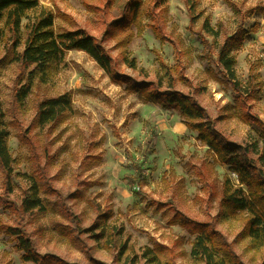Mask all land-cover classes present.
<instances>
[{"label":"rangeland","instance_id":"1","mask_svg":"<svg viewBox=\"0 0 264 264\" xmlns=\"http://www.w3.org/2000/svg\"><path fill=\"white\" fill-rule=\"evenodd\" d=\"M85 1L103 5L105 0H40L41 4L55 15L57 32L82 28L100 38L108 29L111 17L118 9L108 12L105 19L101 13L89 9ZM148 2V0H144ZM193 10L187 0H166L162 6V23L168 37L179 46L180 58L185 64V75L194 87H202L198 99L208 109L211 117L227 115L218 122V127L230 139L241 142L257 133L253 125L245 122L232 106L235 104L233 89L219 79H214L211 70L217 71L214 63L204 56L201 38L213 40L204 30V23L217 32L216 40L222 42L240 27L246 29L242 44L233 54L236 58V74L246 83L251 71L256 74L259 92L250 101L252 113L264 120V0H192ZM231 2L237 4L234 7ZM239 9V10H238ZM194 11V12H192ZM143 20L147 21L146 15ZM111 23V22H110ZM208 29V28H207ZM134 37L127 46V55L136 59L137 67H131L121 58L122 49L111 35L107 47L121 58L123 72L139 79H160L165 70L161 60L168 65L177 64V52L172 42L161 41L150 27L139 33L132 25ZM23 49V46L20 47ZM5 55L0 46V56ZM7 58L0 67V103L4 111L11 107L13 88L18 73V63ZM49 95L70 91L73 111L67 121L57 129L34 128L31 134L38 142V152L45 155L52 174H57V186L68 194L80 188L84 196L72 200L74 209L83 216V226H89L98 212L92 200L112 207L114 215L111 226L123 233L121 242L130 238L129 249L118 260L116 251L96 245L94 257L107 264H153L142 256L146 247L159 250L165 244L174 248L178 264H201L192 255L196 234L179 223H171L173 208L190 216L206 217V200H210L216 226L229 240L237 238L243 228V220L226 219L220 214L221 187L230 176L238 182L237 174L219 162L216 155L199 138L198 132L189 129L181 115L147 101L144 96L127 88L126 84L114 81L105 69L86 51L68 50L60 62L59 72L50 83ZM178 86L187 92L190 87L182 82ZM226 107V108H225ZM233 113V114H232ZM36 114V103L30 97L19 117L27 128ZM7 121L12 117L7 115ZM10 128L9 146L15 157L13 190L5 192L0 176V220L13 222L9 202H20L23 189L28 186L25 176L32 168L30 152L18 136V127ZM44 163V162H43ZM208 178L202 180L201 174ZM86 181L87 183H82ZM82 183V184H80ZM211 186L210 190L207 189ZM209 195H211L209 197ZM54 213L45 214L33 226L43 225L47 231L39 236L40 249L65 258L70 263L91 264L89 253L78 250L53 231ZM63 222L68 223L67 220ZM53 231V232H52ZM53 233V234H52ZM85 238L87 236H84ZM88 245L95 243L87 240ZM248 242V240H246ZM237 246L244 264H261L263 252L247 251V243ZM16 242L0 231V264H31L22 259ZM167 254L161 256L166 264Z\"/></svg>","mask_w":264,"mask_h":264},{"label":"trees","instance_id":"2","mask_svg":"<svg viewBox=\"0 0 264 264\" xmlns=\"http://www.w3.org/2000/svg\"><path fill=\"white\" fill-rule=\"evenodd\" d=\"M165 2L166 0H105L103 5H94L85 1L87 7L100 12L103 19L110 10L111 13L114 9L119 10L117 16L111 17V23H107L108 29L104 35L98 38L82 28L57 32L54 12L42 5L40 0H0V46L3 45L5 49V55L0 56V67L12 55L11 60L18 63L19 70L10 109L4 111L0 103V176L5 192L13 190L15 157L9 146V127L13 124L18 127L19 139L28 148L29 159L32 161V168L25 175L28 186L23 189L20 202L8 201L14 220L10 223L0 220V231L16 242L15 246L22 252L25 262L77 264L70 263L55 253L41 251L38 238L47 228L43 225L32 227V224L39 221L41 216L50 213L58 216L53 220V231L78 250L86 253L92 251L86 256L91 264H107L93 256L96 245L116 252L118 250L115 253L118 260L129 249L130 238L121 242L119 237L123 230H117L109 223L114 215L112 207H102V204L92 200L98 214L89 226L82 225L83 216L74 209L71 201L82 198L84 191L76 188L71 193H63L57 186L58 175L51 172V157L44 161L48 156L49 144L44 141L45 155H40L38 142L34 139L38 133L31 134L34 128L49 133L71 115L72 93L66 91L59 95H49V90L53 77L59 72L65 52L77 49L90 54L114 81L126 84L129 90L144 96L147 101L177 111L186 126L198 132V138L210 148L217 160L228 165L237 174L238 182L226 175L221 187L220 201V214L224 220H243V228L234 240H229L216 226L217 217L212 215L209 198L205 199L207 216L204 218L190 216L177 208L171 209H176L170 218L171 223H179L190 233L196 234L193 257L201 264H244L237 246L248 240L246 250L263 252L261 264H264V120L252 113L250 104L260 89L258 91L255 84L256 74L253 70L246 83L237 77L236 58L233 54L234 49L242 44L247 31L240 27L233 35L218 42L217 32L205 22L203 28L207 34L212 35L213 40L201 38L205 58L217 68L216 72L208 68L212 71L211 75L233 89L234 112L237 110L240 117L257 131L238 142L230 139L218 127V122L227 115L221 113L220 116L212 118L198 99V94L203 91L202 87L193 88L192 81L185 75L186 67L182 57H179L183 51L168 37L165 24L162 23L161 10ZM187 2L194 5L192 0ZM231 3L238 8L236 3ZM192 5L190 4L191 10ZM144 15L147 21L143 20ZM132 25H137L139 33L150 27L161 41L169 40L173 43L177 52V64L172 66L161 60L160 65L165 73L160 79H139L122 71L121 58L131 67H137L136 59L127 55V46L134 37ZM110 35L122 49L121 58L114 55L106 45ZM21 46L23 49H20ZM179 82L188 85L190 89L185 92L178 86ZM30 97L36 103V114L28 127L23 128L19 117L22 116ZM7 115L12 117L10 121H7ZM201 178L208 183L205 173L201 174ZM210 188L211 186L207 187L208 190ZM2 201L4 199L0 196V202ZM87 240H92L95 245L89 246ZM159 249L160 252L146 247L142 256L150 263L161 264V256L166 253V264H178L177 253L173 247L161 244Z\"/></svg>","mask_w":264,"mask_h":264}]
</instances>
